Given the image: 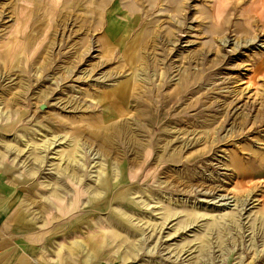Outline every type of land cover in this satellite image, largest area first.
<instances>
[{"label": "rangeland", "instance_id": "1", "mask_svg": "<svg viewBox=\"0 0 264 264\" xmlns=\"http://www.w3.org/2000/svg\"><path fill=\"white\" fill-rule=\"evenodd\" d=\"M38 1L0 0V177L32 230L82 264H264V0Z\"/></svg>", "mask_w": 264, "mask_h": 264}, {"label": "crops", "instance_id": "2", "mask_svg": "<svg viewBox=\"0 0 264 264\" xmlns=\"http://www.w3.org/2000/svg\"><path fill=\"white\" fill-rule=\"evenodd\" d=\"M261 16L259 14V18ZM5 177H0L6 182L4 186H8L2 187L0 181V264H82L75 261L72 255L66 252L58 255V251L46 246L44 243L46 235L43 236V230H35V228L32 230L33 226L27 224L26 211L21 208V203L18 201L20 192L15 188L11 191L9 187L10 185L14 187V184ZM76 194L77 189L71 210L68 209V204H61V208H54V211L60 210L64 213L76 210L75 205L78 201ZM82 198L83 196L79 200ZM85 211L83 209V212ZM99 244L94 240L89 245L96 248Z\"/></svg>", "mask_w": 264, "mask_h": 264}, {"label": "bare ground", "instance_id": "3", "mask_svg": "<svg viewBox=\"0 0 264 264\" xmlns=\"http://www.w3.org/2000/svg\"><path fill=\"white\" fill-rule=\"evenodd\" d=\"M25 3L27 4H31L35 7V10H34V13L38 10V7L41 4H43L42 2L38 1V0H23ZM30 11V10H29ZM27 13V12H26ZM25 13V14H26ZM37 15V13L35 14ZM62 17V16H61ZM27 22V21H26ZM53 23V22H52ZM46 24V23H45ZM43 24V26L45 25ZM34 25V24H33ZM42 25V24H41ZM51 25V23L49 24V26ZM46 26V25H45ZM53 26V24L51 25ZM21 27V26H20ZM38 29V28H37ZM41 29V28H40ZM43 32V31H42ZM46 38V37H45ZM27 47H25V52H29V51H33V53H36V52H41L44 50V46L42 45L43 44V41L41 40V42H39V39L37 38V36H31V37H28L27 39ZM248 43V42H247ZM42 54V53H41ZM186 84H188L186 81H185ZM189 85V84H188ZM183 87H186V85L184 84L180 86V90L184 89ZM125 93V91H124ZM123 93V95H124ZM264 121V120H263ZM118 128V129H117ZM125 132V128H124V125L120 124L119 126H114V125H111V127H109L108 129L106 130H99L97 131L96 133H93V138H91L92 140H94L95 138H99L101 140H103L105 143H111V138H116L120 133L121 135H123V133ZM126 133V132H125ZM60 140V139H59ZM113 140V139H112ZM58 141V140H57ZM56 141V142H57ZM62 141V140H61ZM60 144V143H59ZM52 145V144H51ZM55 145V144H54ZM110 145H103L104 148H107L109 147ZM75 150V149H74ZM73 153V152H72ZM83 195H82V192H77V199L79 200V198H81Z\"/></svg>", "mask_w": 264, "mask_h": 264}]
</instances>
